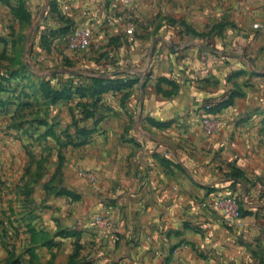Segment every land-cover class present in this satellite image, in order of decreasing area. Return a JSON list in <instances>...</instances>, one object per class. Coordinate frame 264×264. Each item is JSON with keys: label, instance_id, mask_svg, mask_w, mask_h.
I'll return each instance as SVG.
<instances>
[{"label": "rangeland", "instance_id": "374dc122", "mask_svg": "<svg viewBox=\"0 0 264 264\" xmlns=\"http://www.w3.org/2000/svg\"><path fill=\"white\" fill-rule=\"evenodd\" d=\"M240 1L246 0H132L140 18L134 37L147 24L143 14L149 9L153 36L162 25H177L184 38L185 31H192L176 19L177 9L234 8ZM108 3L107 12L122 30V42L132 43L125 33L134 19L131 6L120 0ZM61 4L60 0H0L2 264H147L141 225L139 230L138 225L118 224L107 206L99 207V198L107 202L112 198L99 193V163L85 153L99 136L104 94L122 91L124 103L130 97V91L124 90L137 88L141 81L130 73L120 82L100 79L115 72L121 76L122 69L131 66L112 64V56L107 66L99 64L106 51H99L98 28L87 26L97 46L69 50L66 37L74 27L86 26L75 24ZM216 23V32L195 33L219 37L222 23ZM255 66L256 71H247V79L228 94L205 103L199 118L209 135L218 129L217 114L224 108L234 110L233 120L252 123L248 124L253 134L250 152L241 161L233 160L228 184L210 203V210L237 237L246 218L260 219L264 234V63ZM106 86L113 89L104 91ZM165 243L159 242L151 259L155 264H178L172 256L174 248L168 255ZM253 255L264 264V250Z\"/></svg>", "mask_w": 264, "mask_h": 264}, {"label": "crops", "instance_id": "0c3cea01", "mask_svg": "<svg viewBox=\"0 0 264 264\" xmlns=\"http://www.w3.org/2000/svg\"><path fill=\"white\" fill-rule=\"evenodd\" d=\"M60 1L75 24L99 29V51H106L101 66L112 56V64L131 66L119 77L130 73L141 81L124 90L130 91L124 103L122 91H112L99 104V136L85 151L99 163V193L112 198H99V207L107 206L118 224L141 225L147 264H155L151 258L162 241L168 255L174 248L178 264H258L253 252L264 250L260 219H244L237 237L210 210L214 194L228 184L233 160L250 152L252 123L233 120L234 110L224 108L209 135L199 118L205 103L264 63V27L253 29L264 17L261 0L179 8L176 19L192 31L184 38L177 25H162L153 36L149 9L132 43L122 42L120 26L103 23L108 0ZM216 22L222 23L219 37L195 33L216 32ZM3 256L0 247V264Z\"/></svg>", "mask_w": 264, "mask_h": 264}, {"label": "built area", "instance_id": "2783aa9c", "mask_svg": "<svg viewBox=\"0 0 264 264\" xmlns=\"http://www.w3.org/2000/svg\"><path fill=\"white\" fill-rule=\"evenodd\" d=\"M123 4L131 6L130 12L133 16V21L129 22L126 25L125 33L130 37V39H133L134 37V28H136L135 23H137L140 18L135 13V8L132 5V0H120ZM262 6L264 9V0H261ZM103 23L109 27L114 24V18L113 14L111 12H107L103 17ZM264 25L263 21H257L253 23L254 29L258 30L262 28ZM97 46L94 43V36L93 32L88 27H74L73 30L70 32V34L66 37V47H68L71 51H77V50H88L90 47ZM115 73H110V75H114Z\"/></svg>", "mask_w": 264, "mask_h": 264}, {"label": "trees", "instance_id": "16d2710c", "mask_svg": "<svg viewBox=\"0 0 264 264\" xmlns=\"http://www.w3.org/2000/svg\"><path fill=\"white\" fill-rule=\"evenodd\" d=\"M118 76V73H116V74H114L112 77H102V78H100V79H113V80H117L118 82H120L122 79H123V77H117ZM109 89H113V87L112 86H106L105 88H104V91H107V90H109Z\"/></svg>", "mask_w": 264, "mask_h": 264}]
</instances>
